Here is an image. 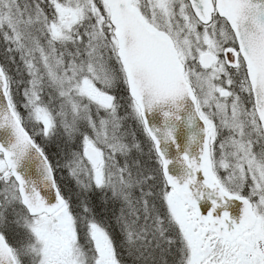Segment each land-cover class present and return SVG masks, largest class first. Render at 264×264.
Returning <instances> with one entry per match:
<instances>
[{
  "label": "snow or ice",
  "instance_id": "obj_1",
  "mask_svg": "<svg viewBox=\"0 0 264 264\" xmlns=\"http://www.w3.org/2000/svg\"><path fill=\"white\" fill-rule=\"evenodd\" d=\"M0 264H264V0H0Z\"/></svg>",
  "mask_w": 264,
  "mask_h": 264
},
{
  "label": "water",
  "instance_id": "obj_2",
  "mask_svg": "<svg viewBox=\"0 0 264 264\" xmlns=\"http://www.w3.org/2000/svg\"><path fill=\"white\" fill-rule=\"evenodd\" d=\"M183 103H184V107H183V111L181 112V115L186 119L187 115L193 111V106L190 100H186ZM148 119H149L150 127L163 129V117L159 111L149 114ZM192 136H197V137L202 136L201 126L198 121L194 122L191 126L181 125L178 128L177 132L175 133L176 145L179 146L180 153H183L185 149L189 147V137ZM176 145H171V144L161 145L162 150L167 151V158L173 161H175L178 154ZM190 151L191 154L195 156L198 151L197 146L191 145ZM21 171L24 173L25 179H34L37 175L34 166L28 169L27 171L23 169ZM169 172L173 176H178L180 174V168L177 167L175 164L170 165ZM41 195L45 196L49 200V203L55 202L54 193L49 194L44 191H41ZM240 207L241 206L238 203L233 205L232 211L234 215L238 216L240 214Z\"/></svg>",
  "mask_w": 264,
  "mask_h": 264
}]
</instances>
